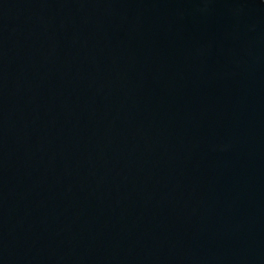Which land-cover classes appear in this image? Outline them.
Masks as SVG:
<instances>
[{"label": "water", "instance_id": "obj_1", "mask_svg": "<svg viewBox=\"0 0 264 264\" xmlns=\"http://www.w3.org/2000/svg\"><path fill=\"white\" fill-rule=\"evenodd\" d=\"M0 264H264V0H0Z\"/></svg>", "mask_w": 264, "mask_h": 264}]
</instances>
